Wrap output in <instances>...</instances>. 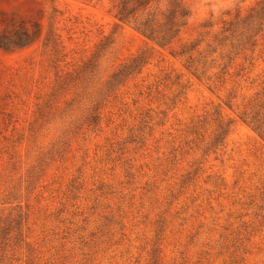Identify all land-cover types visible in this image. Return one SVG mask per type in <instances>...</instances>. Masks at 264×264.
Masks as SVG:
<instances>
[{"label": "rangeland", "instance_id": "374dc122", "mask_svg": "<svg viewBox=\"0 0 264 264\" xmlns=\"http://www.w3.org/2000/svg\"><path fill=\"white\" fill-rule=\"evenodd\" d=\"M115 1L0 0V264H264V21L219 38L256 0H182L166 47Z\"/></svg>", "mask_w": 264, "mask_h": 264}, {"label": "trees", "instance_id": "16d2710c", "mask_svg": "<svg viewBox=\"0 0 264 264\" xmlns=\"http://www.w3.org/2000/svg\"><path fill=\"white\" fill-rule=\"evenodd\" d=\"M188 10L182 0H116L114 18L118 24L126 25L135 30L147 41L159 47L169 46L175 41L186 24ZM264 21V0H256L254 7L244 17L236 16L222 29L219 38L229 41L232 50L248 49L255 45ZM221 45V43H220ZM197 44H186L178 53L185 57L184 68L195 78L201 80L207 76L209 64L206 56L195 51ZM144 52H140L124 63L108 81L109 85L117 84L132 73H136L147 62ZM96 58V56H95ZM264 97V95H263ZM259 105L264 107V99ZM242 117V121L252 126L253 130L264 139V120L259 121L254 114L251 119ZM91 123H97L96 115L87 117ZM91 120V121H90ZM226 132H221L224 135ZM15 220V219H14ZM13 220V221H14Z\"/></svg>", "mask_w": 264, "mask_h": 264}]
</instances>
